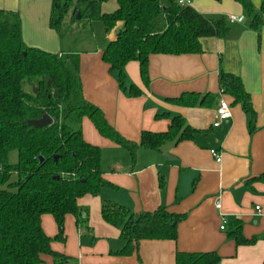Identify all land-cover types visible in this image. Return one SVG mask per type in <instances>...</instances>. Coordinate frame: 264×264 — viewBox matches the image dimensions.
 <instances>
[{"label":"crops","instance_id":"1","mask_svg":"<svg viewBox=\"0 0 264 264\" xmlns=\"http://www.w3.org/2000/svg\"><path fill=\"white\" fill-rule=\"evenodd\" d=\"M253 2L258 5L260 0ZM189 5L209 17H225L228 34L202 38L200 53L151 54L148 85L141 79L138 61H129L124 67L125 84L140 89L139 95L132 96L120 88L116 73L102 59L105 44L116 38L122 21L103 34L96 24L101 21H80L75 36L60 38L49 26L51 0H0V8L18 12L27 45L52 53L80 54L85 99L99 107L108 124L127 140L139 142L143 131H167L173 115L182 116L197 130L192 138L167 141L160 149L139 147L133 158L127 148L101 135L84 117L82 136L100 147L102 177L115 188L104 187L97 195L77 199L87 212L88 229L77 226L73 214L65 215L64 240L50 243L53 251L69 258L60 264H175L177 251H215L222 264H264V181L257 179L264 174V25L259 32L252 29L235 0H190ZM117 7V0H108L101 4V11L111 13ZM230 15L237 20L230 22ZM89 30L100 33L92 39L84 37ZM221 71L239 76L250 94L255 111L252 127L241 104L219 87ZM191 92L204 103L186 106L169 100ZM220 99L230 103L232 115L214 127ZM162 113L167 115L158 116ZM211 148L220 152L219 163L210 154ZM106 201L136 214L164 207L186 216L178 223L175 240H141L136 253L121 256L114 253L124 245L120 231L101 215ZM236 220L242 224L243 236L255 242L237 244L231 238L229 231ZM41 226L49 237L58 233L51 214L41 216ZM41 259L40 264H55L48 254Z\"/></svg>","mask_w":264,"mask_h":264},{"label":"trees","instance_id":"2","mask_svg":"<svg viewBox=\"0 0 264 264\" xmlns=\"http://www.w3.org/2000/svg\"><path fill=\"white\" fill-rule=\"evenodd\" d=\"M51 1L49 26L60 38L75 34L80 21H101L106 32L123 22L116 38L105 44L102 59L116 73L120 88L132 96L139 95L140 89L126 86V63L138 61L141 79L148 85L151 54L200 53L202 38H223L230 30L225 17H209L189 4L180 5L178 0H117L118 7L111 13L101 11V4L108 0ZM235 1L245 10L249 26L259 32L264 25V0L258 5L253 0ZM79 55L27 45L18 12L0 8V264H40L42 254L52 256L55 264L67 262V256L50 246L54 239L64 240L65 215L73 214L76 225L88 229L87 212L78 206L77 199L97 195L104 187L115 188L102 177L100 147L82 136L84 117L101 135L127 148L133 158L139 147L160 149L167 141L190 139L197 131L182 116L173 115L167 131H143L139 142L127 140L108 124L99 107L85 99ZM218 80L234 103L241 104L252 127L255 111L241 78L221 71ZM169 100L186 106L204 103L192 92ZM45 113L52 118L49 125L33 127L27 123ZM162 115L167 113L158 116ZM257 179L264 181V174ZM45 213L54 217L58 227L53 238L41 226ZM101 215L120 231L124 245L114 253L121 256L136 253L141 240H175L178 223L186 216L164 207L136 214L108 201L102 203ZM229 235L237 244L256 240L243 236L238 220ZM175 264L222 263L215 251H177Z\"/></svg>","mask_w":264,"mask_h":264},{"label":"built area","instance_id":"3","mask_svg":"<svg viewBox=\"0 0 264 264\" xmlns=\"http://www.w3.org/2000/svg\"><path fill=\"white\" fill-rule=\"evenodd\" d=\"M180 5H188L190 3V0H178L177 1ZM228 20L230 22L236 21L237 17L234 15H230L228 16ZM232 113H231V107H230V103L228 101H226L225 99H220L218 102V105L216 107L215 110V118L214 121L212 123V125L214 127H218L220 126V124L225 121L228 120L231 117ZM210 154L213 156V158L215 159L216 162H220L221 161V154L220 152H218L216 149L211 148L210 150ZM215 205L217 208L220 207V202L219 200L215 201ZM256 211L258 212V214H261V208L259 205H256ZM221 229L225 228V221H223V224L220 226Z\"/></svg>","mask_w":264,"mask_h":264},{"label":"water","instance_id":"4","mask_svg":"<svg viewBox=\"0 0 264 264\" xmlns=\"http://www.w3.org/2000/svg\"><path fill=\"white\" fill-rule=\"evenodd\" d=\"M76 18L79 19L80 18V15L79 13L77 12L76 13ZM52 122V118L48 115V114H43L40 118H37V119H30L27 121V123L33 127H43V126H46V125H49L50 123ZM169 160H173L172 158L170 157H167ZM54 159H57L56 156H54ZM40 160H42V158L40 157Z\"/></svg>","mask_w":264,"mask_h":264},{"label":"rangeland","instance_id":"5","mask_svg":"<svg viewBox=\"0 0 264 264\" xmlns=\"http://www.w3.org/2000/svg\"><path fill=\"white\" fill-rule=\"evenodd\" d=\"M193 5H195L196 6V3L195 2H193ZM96 24H99V25H97V26H100V30H101V33L103 34V32H104V26H102L101 24V22H96ZM95 30V29H94ZM99 31V30H98ZM98 33H100V32H97V31H95L94 32V34H93V32L91 31V30H89L88 32H86L85 34H84V37L86 36L87 38L88 37H90L91 39H92V37H93V35L95 36V35H97ZM67 36H71V35H67ZM72 36H75L74 34L72 35Z\"/></svg>","mask_w":264,"mask_h":264}]
</instances>
